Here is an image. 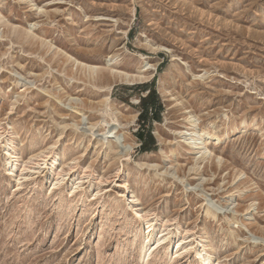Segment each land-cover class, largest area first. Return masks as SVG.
<instances>
[{
  "label": "rangeland",
  "instance_id": "1",
  "mask_svg": "<svg viewBox=\"0 0 264 264\" xmlns=\"http://www.w3.org/2000/svg\"><path fill=\"white\" fill-rule=\"evenodd\" d=\"M201 262L264 264V0H0V264Z\"/></svg>",
  "mask_w": 264,
  "mask_h": 264
},
{
  "label": "bare ground",
  "instance_id": "2",
  "mask_svg": "<svg viewBox=\"0 0 264 264\" xmlns=\"http://www.w3.org/2000/svg\"><path fill=\"white\" fill-rule=\"evenodd\" d=\"M22 1H25V0H22ZM34 7H36V8H34ZM33 8L36 10H38V8H39L41 11V7L37 6V4H35V3L33 4ZM112 57L113 56H110V60L112 59ZM76 63H77V65H81L82 67H85V68L87 67L91 70L96 69L95 66L87 65V64L81 63L77 60H76ZM149 69H150L149 67L148 68L144 67L141 70V72H145L146 70H149ZM147 77L148 76L145 74H139V75L135 76V78L139 81L147 79ZM137 83H140V82H137ZM194 116L195 115L191 114V112H188V116L185 119L187 121H190ZM188 135H189V138H187ZM183 136H184V139L186 141L187 148L191 149V150H195L196 154H199V159H201V160L208 159V147H207L206 143L209 141H212V140H219V138L216 136V134H214L210 131L204 132L203 129L202 130L201 129H199V130L188 129V133H185ZM18 148H19V144L15 138L12 139L6 145V151H9L11 153V160L6 167V172L8 174H10L11 171L14 170V168H16V161H17L16 154H17ZM66 151H67V147H61L56 154L50 156V153L52 152V149H51V150H49L48 154H46V155L45 154L44 155L39 154V156H37V157L41 156L40 160L45 161L46 163H48V165L51 166V176L68 175L72 169V166H70L68 170H64L63 168L61 170H58L59 167H62L66 163V160H67ZM53 180H55V179H53ZM55 185H56V183L54 182L53 187ZM69 191H70L69 193L73 192V188ZM132 198H133L132 199L133 203L137 204V199L134 196ZM214 213H215V211H214ZM250 213H252V211H250V207H249V208H247L246 214H244V215H247ZM148 238H146L142 241L140 256H141V259H143V261L149 256V254L152 252V249L154 247L159 246L162 242V237H159V238L155 239L151 244H148L149 243ZM201 246H203V244ZM175 254L176 255L180 254V250L176 251ZM209 260H210V256L208 255V261ZM200 264H204V263L201 262Z\"/></svg>",
  "mask_w": 264,
  "mask_h": 264
},
{
  "label": "trees",
  "instance_id": "3",
  "mask_svg": "<svg viewBox=\"0 0 264 264\" xmlns=\"http://www.w3.org/2000/svg\"><path fill=\"white\" fill-rule=\"evenodd\" d=\"M155 100H156L155 90L153 88H149L148 95L141 98V102H142V105H143V115H146L148 113L149 108L151 106L152 107L155 106ZM140 135H141L142 139L145 140V136L143 134H140ZM147 137H148L149 140H151L153 142V136H152L151 133H148ZM145 143H146V141H145ZM145 143L143 145V148H146Z\"/></svg>",
  "mask_w": 264,
  "mask_h": 264
}]
</instances>
